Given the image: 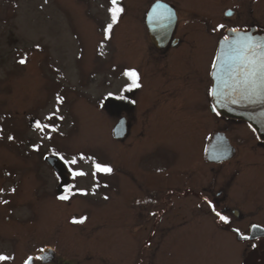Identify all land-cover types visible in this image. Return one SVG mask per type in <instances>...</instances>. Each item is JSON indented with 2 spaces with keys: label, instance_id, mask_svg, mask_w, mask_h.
Segmentation results:
<instances>
[{
  "label": "rangeland",
  "instance_id": "rangeland-1",
  "mask_svg": "<svg viewBox=\"0 0 264 264\" xmlns=\"http://www.w3.org/2000/svg\"><path fill=\"white\" fill-rule=\"evenodd\" d=\"M150 1L119 0L124 11L106 34L111 0H0V254L12 257L0 264H22L44 246L73 264L123 258L120 90L125 66L153 75L143 20ZM52 158L60 159L61 179ZM73 158L75 164L65 163ZM146 161L165 160L155 152ZM96 163L113 171L97 172ZM64 190L68 200L59 199ZM82 217L84 223H73ZM139 235L128 234L127 241L135 244ZM246 255L223 250L216 259L242 264Z\"/></svg>",
  "mask_w": 264,
  "mask_h": 264
},
{
  "label": "flooded vegetation",
  "instance_id": "flooded-vegetation-1",
  "mask_svg": "<svg viewBox=\"0 0 264 264\" xmlns=\"http://www.w3.org/2000/svg\"><path fill=\"white\" fill-rule=\"evenodd\" d=\"M155 4L151 33L148 16ZM143 18L153 75L147 77L139 65L125 66L123 72L138 71L141 86L126 90L130 81L124 77L120 90L126 143L123 258L76 264H222L218 251L220 256L235 249L247 253L242 264H257L254 256L264 255V231L252 229L264 228V138L246 120L219 113L210 91L220 42L233 29L264 32V0H151ZM155 152L162 153V164L146 161ZM51 164L61 179L62 170ZM209 201L228 223L211 211ZM133 232L140 234L135 244L127 241ZM185 248L178 257L170 255ZM41 249L22 264L29 257L30 264H73L55 258L52 246Z\"/></svg>",
  "mask_w": 264,
  "mask_h": 264
},
{
  "label": "snow or ice",
  "instance_id": "snow-or-ice-1",
  "mask_svg": "<svg viewBox=\"0 0 264 264\" xmlns=\"http://www.w3.org/2000/svg\"><path fill=\"white\" fill-rule=\"evenodd\" d=\"M112 7L109 9L111 14V20L112 23L108 24L106 29V34L109 33L113 27V24H115L118 21V18L120 14L124 11L122 7L119 6V0H111ZM231 10H229L226 15H231ZM163 13L158 14V18L162 16ZM219 28H223L224 25H218ZM233 31H236L233 29ZM21 64L25 63L26 61L24 59L19 61ZM213 67H215V62L213 64ZM124 75L129 79L130 83L127 85L128 91H131L132 89L139 88L141 86L140 84V75L137 70L135 69H126L124 72ZM228 75L234 82L233 84V90H239L241 94H264V43H258L256 41H253L251 38H246L245 40H238L235 42L233 48H232V55L229 57L228 61ZM227 83V82H226ZM216 90L212 89L210 91V95L215 96ZM60 99V98H58ZM237 101L233 100V103H236ZM62 119V117H61ZM37 127L40 128L41 125L37 124ZM9 139H12V137H9ZM61 160L64 158L61 156ZM67 164H75L76 159L73 158L70 161H65ZM95 170L97 172L102 173H111L113 170L110 166L101 165L99 163H96L94 165ZM73 175L75 176H81L85 175L83 172H74ZM3 190L0 189V193H2ZM11 192H15V189H11ZM66 192H71V189H66ZM80 194H87L86 192H83V190H80ZM70 197L69 195H61L59 197L60 200H68ZM107 199V197H105ZM3 203H8L9 201H2ZM209 207L211 211L224 223L229 222V218L227 215L222 214L220 211L216 210V207L212 204L211 201L208 202ZM86 220V217H82L79 220L73 219V223H84ZM247 237H245L246 239ZM43 252L44 250L41 249ZM12 259V257L5 256L3 254H0V262L2 261H8ZM32 260V257H29L28 260L25 261V264H30Z\"/></svg>",
  "mask_w": 264,
  "mask_h": 264
},
{
  "label": "water",
  "instance_id": "water-1",
  "mask_svg": "<svg viewBox=\"0 0 264 264\" xmlns=\"http://www.w3.org/2000/svg\"><path fill=\"white\" fill-rule=\"evenodd\" d=\"M156 7H158V4L152 6L148 16L151 33H153V26L150 21ZM246 38L264 43V32L257 28L232 30L220 42L214 61L215 67L212 68V89H215L217 94L212 95V98L219 113L226 117L246 120L259 136L264 138V94L242 95L239 90L234 91V82L228 75V61L232 55V48L236 41L245 40ZM233 100L237 102L233 103ZM51 161L56 167L58 166L57 159L52 158ZM262 231H264V228L256 225L252 229V234H262ZM254 259L257 264H264V255H255Z\"/></svg>",
  "mask_w": 264,
  "mask_h": 264
}]
</instances>
